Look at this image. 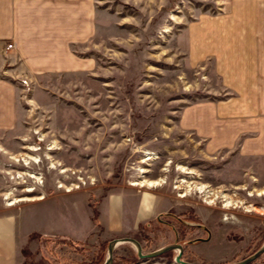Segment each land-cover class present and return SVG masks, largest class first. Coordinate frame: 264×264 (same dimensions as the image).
<instances>
[{
  "label": "rangeland",
  "instance_id": "rangeland-1",
  "mask_svg": "<svg viewBox=\"0 0 264 264\" xmlns=\"http://www.w3.org/2000/svg\"><path fill=\"white\" fill-rule=\"evenodd\" d=\"M91 1V68L26 78L21 100L27 121L0 132V222L15 226L14 264H103L109 241L125 236L144 252L155 250L174 239L156 217L179 232L165 213L180 219L185 202L191 208L198 203L197 211L215 209L198 197L196 188L204 186L191 183L201 169L218 167L228 178L239 169L264 170L258 161L264 158L241 159L236 150L212 154L180 127L187 108L228 101L213 67L190 58L186 28L229 0ZM159 179L164 183L157 187L131 186ZM15 199L31 200L10 205ZM148 201L149 212L139 210ZM218 211L213 244L219 264L252 254L264 239V208ZM113 221L118 226H110ZM173 257L169 251L140 260L124 243L113 264H176ZM249 264H264V254Z\"/></svg>",
  "mask_w": 264,
  "mask_h": 264
},
{
  "label": "crops",
  "instance_id": "crops-1",
  "mask_svg": "<svg viewBox=\"0 0 264 264\" xmlns=\"http://www.w3.org/2000/svg\"><path fill=\"white\" fill-rule=\"evenodd\" d=\"M94 12L91 0H0V132L27 121L21 100L26 78L91 68L86 54ZM186 39L190 58L213 67L229 98L187 108L180 127L212 154L236 150L241 159L264 158V0H229L219 13L187 26ZM8 43L13 48L6 50ZM149 202L139 210L148 211ZM109 208L117 216L118 207ZM15 230L11 221L0 222V264H14Z\"/></svg>",
  "mask_w": 264,
  "mask_h": 264
},
{
  "label": "flooded vegetation",
  "instance_id": "flooded-vegetation-1",
  "mask_svg": "<svg viewBox=\"0 0 264 264\" xmlns=\"http://www.w3.org/2000/svg\"><path fill=\"white\" fill-rule=\"evenodd\" d=\"M198 166L201 165L199 164ZM202 166L204 167V165ZM200 171L201 173L197 175L195 180H191V183H197L204 186L203 188L209 194L207 195L205 192H201L199 193L200 195L198 197H201L203 202H208V200H210L208 203H213L215 209H213L211 212H204L203 209L197 211V208L200 207L198 203L195 202V209V207H189L193 206L191 202H185V207H183L181 215H178L180 219L172 216V214H176L174 212L165 213L166 217L179 223L181 226L179 232L174 229V226L171 222L163 221L157 217L156 220L162 222L174 235V239L171 243L176 241L181 245L182 260L195 264H219L221 262L219 261V246L218 243L213 244L214 229L218 226L219 221L218 209L224 208L227 201L229 204L228 208L233 206V209L236 207L244 210L258 208L263 209L264 170L258 171L244 169L242 171H237L236 175L229 178L221 176L220 174L223 173L219 172L220 169L218 167L214 166L208 169H201ZM232 216L233 215L230 217ZM239 222L241 223L242 221ZM263 242L264 239L257 245L254 252L261 246ZM207 243L211 245H208L207 249H203V244ZM171 251L174 252L175 257L177 252L175 250ZM248 256L249 255L240 257L239 260H242ZM236 261L229 260L227 263Z\"/></svg>",
  "mask_w": 264,
  "mask_h": 264
},
{
  "label": "water",
  "instance_id": "water-1",
  "mask_svg": "<svg viewBox=\"0 0 264 264\" xmlns=\"http://www.w3.org/2000/svg\"><path fill=\"white\" fill-rule=\"evenodd\" d=\"M124 243H130L134 246L136 256L140 260H147V259H151V258H156V257H159V256L167 253L168 251L175 250L177 252L175 257H174V262L176 264H195V263L185 262L184 260L181 259L182 247L176 241L173 243L164 245V246L157 248L155 250H152L149 252H144L141 243L137 239H135L133 237H129V236L114 238V239L109 241L108 246H107V253H106L105 260H104L103 264H113L115 249ZM262 254H264V242L261 244V246L255 252H253L248 257H246L242 260L236 261V262L226 263V264H249V263L255 261L256 259H258Z\"/></svg>",
  "mask_w": 264,
  "mask_h": 264
},
{
  "label": "bare ground",
  "instance_id": "bare-ground-1",
  "mask_svg": "<svg viewBox=\"0 0 264 264\" xmlns=\"http://www.w3.org/2000/svg\"><path fill=\"white\" fill-rule=\"evenodd\" d=\"M32 150H34V149H32ZM30 159L33 160L34 162H37V160L34 159V158H30ZM25 165H26V163H25ZM140 171L143 172V170H140ZM182 172L189 173V172L185 171L184 169H182ZM30 177L33 178V179H35L36 181H39L40 180V178L38 176H35V175H31ZM162 183H164V179H159V180H156V181L143 180V181H140V182H133V183H131V186H139V187L146 186L148 188H150V187L153 188V187H157V186L161 185ZM26 191L28 192V191H32V190H26ZM196 191L198 193L204 192V188L203 187H197L196 188ZM206 194L208 195L209 193L206 192ZM38 199H42V197L41 198H38ZM21 200H26L27 201V200H31V199H19V200L15 199V200H13L12 203H10V205L16 203L17 201H21ZM225 206L226 207L229 206L228 202H226Z\"/></svg>",
  "mask_w": 264,
  "mask_h": 264
},
{
  "label": "built area",
  "instance_id": "built-area-1",
  "mask_svg": "<svg viewBox=\"0 0 264 264\" xmlns=\"http://www.w3.org/2000/svg\"><path fill=\"white\" fill-rule=\"evenodd\" d=\"M7 47L11 48V47H12V45H11V44H8V45H7Z\"/></svg>",
  "mask_w": 264,
  "mask_h": 264
}]
</instances>
